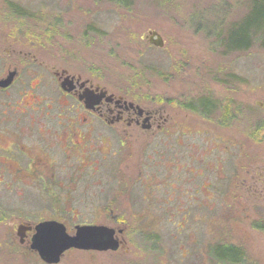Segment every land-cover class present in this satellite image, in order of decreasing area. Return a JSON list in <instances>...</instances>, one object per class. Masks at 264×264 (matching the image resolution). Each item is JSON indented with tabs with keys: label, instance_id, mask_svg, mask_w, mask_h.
Returning a JSON list of instances; mask_svg holds the SVG:
<instances>
[{
	"label": "rangeland",
	"instance_id": "rangeland-1",
	"mask_svg": "<svg viewBox=\"0 0 264 264\" xmlns=\"http://www.w3.org/2000/svg\"><path fill=\"white\" fill-rule=\"evenodd\" d=\"M11 2L31 15H16ZM248 9L249 0H127L123 4L116 0H0L4 41L23 37V47L53 56L49 58L57 60L59 67L94 78L116 94L131 98L127 91H137L133 99L140 101L137 96L144 93L179 96L182 87L191 86L183 83L184 76L197 82L214 76V83L203 86L211 87L218 97V108L227 103L234 113L233 124L227 127L173 110L176 121L183 120L198 132H191L187 139L196 141L188 151L196 153L199 163L183 164L180 170L190 181L177 188L157 190L138 183L132 190L121 188L122 205H108L106 198H111L116 183L103 180L109 176L108 168L117 165H110L117 157L114 153L129 156L121 169L130 168L124 175L137 176L146 166H155L154 174L162 172L163 163H147V157L161 161L167 150L185 151L176 144L169 149L160 143L151 153L161 136L148 138L137 130L129 131L131 141L121 147L112 129L104 131L102 142L97 135L90 141L102 150L97 153L95 171L73 170L62 188L0 187V264H50L30 248L34 229L26 232L22 243L18 234L20 225L34 228L47 220L63 223L70 234L77 225H105L114 228L121 240L116 251L71 248L52 264H213L208 245L220 242L243 246L246 264H264V230L254 226L255 221L264 220V109L256 104L264 102V49L255 46L227 53L221 45L227 29ZM150 30L162 36L163 47L143 38ZM175 61L176 66L184 65L185 73L169 86L166 80ZM17 62L13 59V64ZM12 106L6 109L9 119L17 113ZM202 128L208 133L199 132ZM210 140L217 150L209 155ZM190 166L203 170L196 181L188 172ZM143 171L139 177H145Z\"/></svg>",
	"mask_w": 264,
	"mask_h": 264
},
{
	"label": "flooded vegetation",
	"instance_id": "flooded-vegetation-1",
	"mask_svg": "<svg viewBox=\"0 0 264 264\" xmlns=\"http://www.w3.org/2000/svg\"><path fill=\"white\" fill-rule=\"evenodd\" d=\"M23 41V37L14 42L4 41L0 37V81L14 74L9 86H0V139L5 140V143L0 141V187L4 190L20 189V185L62 188L65 177L73 170L95 171V159L102 150L97 143L92 147L90 141L97 135L102 142L106 129L115 131L121 147L130 140L129 131L137 130L148 138L161 136L162 141L153 143L154 151L151 153L160 143L169 149L174 144L185 149L167 150L163 152V157H159L161 161L147 157V163L156 165L162 162V172L154 174L151 170L155 166H146L145 171L141 169L137 176L124 175L127 167L121 169V166L129 156L124 153L120 158L121 153H114L117 157L111 160L110 165H117L108 168L109 176L103 181L116 183L111 198L107 197L106 200L108 205L120 206L123 198L121 188L132 190L140 183L150 189L166 190V187L177 188V185H186L190 181L180 169L187 161L193 165L199 163L196 153L188 151L195 147L196 141L187 139L192 137L189 135L191 132H198L183 120L176 121L174 111L197 115L217 126L229 127L233 124V108L227 103L218 108V97L210 92L211 87L203 86L204 82L207 85L214 83V76H207L205 81H186L184 65L176 66L175 61L168 72L167 85L170 86L183 75V83L191 86L182 87L179 96L164 94L163 102L150 99L140 101L109 91L94 78H85L80 73L59 67L57 60L50 59L53 56L36 54L33 48L23 47ZM13 59L18 62L13 64ZM33 67L35 70L29 69ZM32 80H35V85H32ZM15 85L17 87L13 90ZM88 99L93 103H87ZM10 106L17 112L13 119L7 118L6 109ZM200 131L208 133L204 128ZM8 138L13 141H8ZM210 145L211 150L209 147L207 151L209 155L217 150L212 140ZM192 166L188 172L196 181L197 176L203 175V170ZM127 171L131 172V169ZM142 171L145 177H139ZM69 181L74 182L73 176ZM206 187L211 188V185L207 184Z\"/></svg>",
	"mask_w": 264,
	"mask_h": 264
},
{
	"label": "water",
	"instance_id": "water-1",
	"mask_svg": "<svg viewBox=\"0 0 264 264\" xmlns=\"http://www.w3.org/2000/svg\"><path fill=\"white\" fill-rule=\"evenodd\" d=\"M143 38H146L154 46H164L162 36L155 30H150ZM13 77L14 74L11 73L6 79L0 81V86H9ZM86 102L93 103L89 99ZM256 104L264 109V102L258 101ZM33 229L35 232L31 238L30 248L36 250L42 260L50 264L58 263L62 255L71 248L116 251L121 246V240L116 235L117 231L114 228L105 225H77L74 228L75 233L70 234L63 223L54 220L40 222L34 228L31 225H20L18 234L21 243L24 241V237H27L26 232Z\"/></svg>",
	"mask_w": 264,
	"mask_h": 264
},
{
	"label": "trees",
	"instance_id": "trees-1",
	"mask_svg": "<svg viewBox=\"0 0 264 264\" xmlns=\"http://www.w3.org/2000/svg\"><path fill=\"white\" fill-rule=\"evenodd\" d=\"M116 1L117 3L123 4L127 0ZM10 9L20 17L31 15L27 8H23L14 2L10 3ZM87 26L94 25L88 23ZM87 29L89 31L91 30L90 28ZM221 45L227 53H241L255 46L264 49V0H249L247 13L241 20L230 25L226 34L221 39ZM133 85L134 87L137 86L135 83ZM127 92L130 97L137 95V91ZM137 98L155 100V102H163L164 100L162 95L155 96L151 93H144L142 96H137ZM120 221H123V217L120 218ZM254 226L264 230V220L255 221ZM207 250L210 262L213 264H246L248 259L245 248L232 242H220L215 245L209 244Z\"/></svg>",
	"mask_w": 264,
	"mask_h": 264
}]
</instances>
